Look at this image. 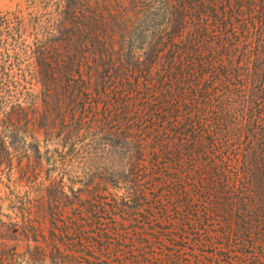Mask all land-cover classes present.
<instances>
[{
    "label": "trees",
    "instance_id": "obj_1",
    "mask_svg": "<svg viewBox=\"0 0 264 264\" xmlns=\"http://www.w3.org/2000/svg\"><path fill=\"white\" fill-rule=\"evenodd\" d=\"M26 2L25 16L0 13V168L41 162L40 136L65 122L51 120L60 100L109 85L110 127L67 109L74 133L109 135L82 195L113 193L98 212L123 223L96 228L91 210L59 226L68 196L48 177L50 234L22 220L21 264H64L76 243L91 261L106 238L111 264H264V0Z\"/></svg>",
    "mask_w": 264,
    "mask_h": 264
},
{
    "label": "rangeland",
    "instance_id": "obj_2",
    "mask_svg": "<svg viewBox=\"0 0 264 264\" xmlns=\"http://www.w3.org/2000/svg\"><path fill=\"white\" fill-rule=\"evenodd\" d=\"M29 12L26 0H0L2 15L19 13V15L25 16ZM85 91L88 93L87 98L83 96ZM111 91L113 90L109 85L104 88L77 86L75 92H80L82 95H66L59 102L63 103L64 110L59 114L56 112L52 114V121H61L65 116V122L40 136L42 161L37 162L34 155L28 165V157L22 154L16 158L13 168L9 169L5 166L0 168V251H3L2 257H15L16 264L23 262L21 254L27 249V241L19 231L24 219L39 231L44 232V235L49 236L53 224L54 207L50 204V199L47 196L48 177L60 181L65 195L68 196L65 200V208L58 218L59 226L70 229L78 227L79 224L82 225L81 223L90 218L87 211L91 210L94 211L91 215L95 216L94 225L96 228L97 225H100L102 229H110L123 223L120 216L111 217L112 214L98 212L101 208L99 200L105 205V203L113 201V193L104 190L96 197L82 195L84 194L82 190H86L84 187L86 183H88L87 186H95V179L89 177L91 175L97 177L109 161L108 148H106V144H110L109 135L105 130H101L102 134L100 131L99 134H96L94 130L93 132H83L84 128H80L82 131L80 135L74 133L72 128H69L72 125L69 123L70 112L67 109L76 107L77 117L84 120L97 121L99 118L106 117L103 121V127L106 129L107 124L108 127L111 126L109 123L110 111L114 104ZM128 98L130 97L127 96L126 99ZM53 106H56L55 102ZM82 107H85V110H80ZM58 136L62 138V145L59 146L55 144ZM89 173H91L90 176H87ZM101 188L104 187L101 186ZM84 203L90 210L83 207ZM35 204L40 206V210L33 208ZM27 205L28 211L23 215L22 211L27 209ZM105 207L108 208L106 205ZM124 224L128 226L129 222L126 221ZM86 228L89 232L93 231L89 226ZM39 239L42 240V236H39ZM108 243L107 238L99 242L103 250L96 253L95 259L91 261L74 253L77 243L62 245V251L66 253L64 256L66 263L64 264H111V247ZM31 244L35 243L32 241ZM15 246H17V255L13 252ZM85 248L90 250L92 246L88 244ZM202 250L208 251L209 254L219 253L215 247H207ZM1 261L0 257V264H2Z\"/></svg>",
    "mask_w": 264,
    "mask_h": 264
}]
</instances>
